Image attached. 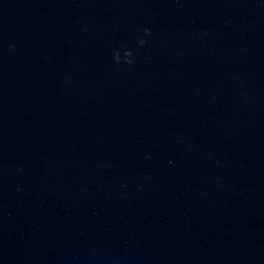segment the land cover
I'll use <instances>...</instances> for the list:
<instances>
[{
  "label": "water",
  "instance_id": "1",
  "mask_svg": "<svg viewBox=\"0 0 264 264\" xmlns=\"http://www.w3.org/2000/svg\"><path fill=\"white\" fill-rule=\"evenodd\" d=\"M0 264H264V0H0Z\"/></svg>",
  "mask_w": 264,
  "mask_h": 264
},
{
  "label": "clouds",
  "instance_id": "2",
  "mask_svg": "<svg viewBox=\"0 0 264 264\" xmlns=\"http://www.w3.org/2000/svg\"><path fill=\"white\" fill-rule=\"evenodd\" d=\"M144 36L146 37H151L152 36V32L150 29H145L144 30ZM138 45L139 48H144L147 46V40L144 38H139L138 39ZM15 48L14 45L10 44L9 45V51H13ZM137 51L138 50H131V49H123V50H116L113 53V59L114 62L117 65H127L129 67H131L136 60V56H137Z\"/></svg>",
  "mask_w": 264,
  "mask_h": 264
}]
</instances>
